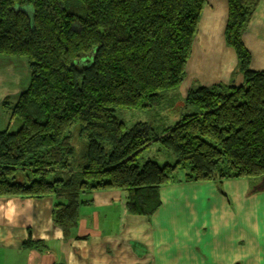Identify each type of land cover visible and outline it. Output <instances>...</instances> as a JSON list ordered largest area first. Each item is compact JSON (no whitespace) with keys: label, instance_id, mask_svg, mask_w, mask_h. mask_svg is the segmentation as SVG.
Wrapping results in <instances>:
<instances>
[{"label":"trees","instance_id":"1","mask_svg":"<svg viewBox=\"0 0 264 264\" xmlns=\"http://www.w3.org/2000/svg\"><path fill=\"white\" fill-rule=\"evenodd\" d=\"M260 2L228 0L225 41L243 84L195 83L182 97L207 0H0V57L26 59L30 73L17 101L2 102L20 127L0 131V198H52L54 224L68 235L83 194L127 193L128 214L149 219L164 186L246 179L255 191L264 179V72L251 69L243 36ZM176 96L174 120L160 131L116 116L174 107ZM76 138L86 140L79 157ZM154 144L175 162L142 165Z\"/></svg>","mask_w":264,"mask_h":264},{"label":"crops","instance_id":"2","mask_svg":"<svg viewBox=\"0 0 264 264\" xmlns=\"http://www.w3.org/2000/svg\"><path fill=\"white\" fill-rule=\"evenodd\" d=\"M207 1L179 89L182 97L195 83L209 87L235 79L243 84L236 54L225 41L228 0ZM213 33L222 38L230 66L221 64L219 54L201 50L203 37ZM243 40L251 69L264 72V0ZM195 51L199 62L191 63ZM255 183L164 186L158 194L161 207L149 219L128 214L127 193L83 194L78 225L68 235L54 224L52 198H0V264H264V189L252 191Z\"/></svg>","mask_w":264,"mask_h":264},{"label":"rangeland","instance_id":"3","mask_svg":"<svg viewBox=\"0 0 264 264\" xmlns=\"http://www.w3.org/2000/svg\"><path fill=\"white\" fill-rule=\"evenodd\" d=\"M22 10L30 16L31 8L24 7ZM0 59H3L0 62V130H2L6 120L7 129L14 132L19 129L20 122L15 118L11 120L10 113H8L9 116L7 118L4 116L3 112H5V110L2 106V102L8 100L14 104L17 101L21 92L27 89L26 84H29L30 73L26 59L16 57H0ZM91 62L92 60L90 58L79 62L78 65L81 67L89 66ZM178 99V97L174 99V107L166 102L160 107L147 110L116 111V116L120 121L124 122L128 128L140 123H147L154 129L160 131L162 126L169 123L171 124L174 120L175 113L171 111L178 110L175 104ZM76 140L78 143H76ZM74 143L78 149L77 155L79 157L86 146V140H78L76 138L74 139ZM148 161H153L163 166L165 164H173L175 162V157L162 146L154 144L149 150L143 152L140 160L142 165ZM20 176L24 177L23 174ZM21 177L19 179L20 182L22 181Z\"/></svg>","mask_w":264,"mask_h":264},{"label":"bare ground","instance_id":"4","mask_svg":"<svg viewBox=\"0 0 264 264\" xmlns=\"http://www.w3.org/2000/svg\"><path fill=\"white\" fill-rule=\"evenodd\" d=\"M206 37V38H205ZM222 38L217 33H213L212 35H207L203 37V41L201 43V50L206 49L209 52H212L213 55L219 54V60L223 66H230L231 62L227 52L224 51L222 47ZM200 51H195L191 63H195L196 61L199 62L198 53ZM206 61V60H205ZM205 61H201V64H205ZM209 66L212 62L208 61Z\"/></svg>","mask_w":264,"mask_h":264},{"label":"water","instance_id":"5","mask_svg":"<svg viewBox=\"0 0 264 264\" xmlns=\"http://www.w3.org/2000/svg\"><path fill=\"white\" fill-rule=\"evenodd\" d=\"M258 190L264 189V179L256 186Z\"/></svg>","mask_w":264,"mask_h":264}]
</instances>
